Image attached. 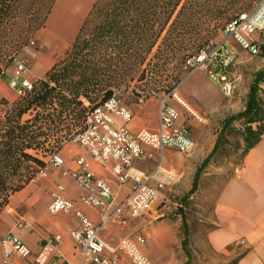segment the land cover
I'll return each mask as SVG.
<instances>
[{
    "label": "trees",
    "instance_id": "1",
    "mask_svg": "<svg viewBox=\"0 0 264 264\" xmlns=\"http://www.w3.org/2000/svg\"><path fill=\"white\" fill-rule=\"evenodd\" d=\"M54 1L0 0V78L44 26ZM235 3L96 0L63 58L24 97L10 104L0 100L6 107L0 118V211L9 195L22 189L44 166L40 152L56 153L82 127L86 113L110 98L114 89L145 80L158 69L160 61L181 59L191 52L187 58L201 50L207 41L203 31H215L235 12ZM180 81L176 79L166 93ZM161 88L163 85H154L151 91L131 93L137 102L140 97L156 95ZM25 115L28 117L24 119ZM237 122L241 123L239 128L234 127ZM230 132L239 136L233 149L239 161L264 134V69L254 73L243 110L222 122L218 138L197 167L191 189L181 202L195 192L202 171L212 159L227 156ZM180 216L186 236L185 218ZM186 245L185 238L182 251L187 260L183 264L190 263Z\"/></svg>",
    "mask_w": 264,
    "mask_h": 264
},
{
    "label": "crops",
    "instance_id": "2",
    "mask_svg": "<svg viewBox=\"0 0 264 264\" xmlns=\"http://www.w3.org/2000/svg\"><path fill=\"white\" fill-rule=\"evenodd\" d=\"M95 1H54L44 26L40 28L41 37L50 39L49 45L45 46L46 48L40 52L37 59L30 61L27 72L21 75L22 78L31 81L34 78H42L53 62L63 58L64 50H67L73 42L81 23ZM53 16H59V19L56 18L55 32L52 33L48 30V24ZM194 73L197 76L189 82ZM206 79V75L202 71L195 70L181 79L175 92L195 111L204 115L206 121L214 117L222 124L228 116L232 115V112H228V108H231L232 105H227L230 100L215 101L205 90ZM6 82L7 80L0 78V100L3 98L10 104L9 97L12 96L14 89L4 90L3 84ZM186 82H188L187 86ZM222 96L228 99L223 94ZM157 100L150 101V98L146 100L145 110L141 116L139 114L137 118L132 114V118L126 126L133 131L141 128L156 131L162 96ZM167 103L180 114L176 125H182L184 114L181 107L172 98H168ZM243 106L237 112L242 111ZM196 123L195 121L190 123L193 140V129ZM215 141L212 143V147ZM57 154L63 159L68 171L77 169L76 161L82 158L96 177L102 178L110 184L116 201L123 199L127 194L130 184L120 185L117 183L112 174L110 162L98 164L82 147L67 144L63 145ZM170 157L171 154L166 149L163 152V166L181 172L176 181L165 189L162 197L152 204L143 215L128 225L111 224L104 227L100 232L101 239L109 247L115 248L125 235L137 231L144 239L139 248L153 264H183L187 258L182 257L178 260L176 249L178 247L182 251V241L185 238L190 263L194 261L202 264H264V134L261 135L255 146L241 158L239 166H236L241 168L239 174H227L229 170L227 167L212 170L210 163L202 171L198 184H208L207 190L203 192V200H207L208 203L201 206L206 215L201 219H191L190 223L185 219L186 236H184V232L176 237L171 235L165 237L162 236V233L156 234L155 222L162 215L161 210L158 209L159 204L164 203L172 189H174L173 192H179V189H176L177 186L182 185L187 179L188 173L193 171L192 163L199 160L200 152L193 151L175 165ZM42 159L45 161L47 157ZM196 169L190 183H192ZM183 175L181 183L176 184ZM199 185L189 198L200 191ZM58 186L62 187L60 192L57 189ZM190 189L191 184L187 190ZM55 192L73 200L76 209L90 221L94 223L99 221L98 210L79 201L83 191L73 179L63 175L60 169L49 165L46 168L45 177L35 176L22 189L10 194L7 204L0 211V239L9 233L17 236L31 250V255L27 259L15 256L6 259L0 249V264H33L38 255H40L39 260L43 264H81L79 250L75 247L69 234L71 229L79 225V221L71 214L51 215L48 212L52 193ZM8 208L9 211H7ZM50 237L55 241L56 252L48 248L42 250L43 241ZM168 241L170 242L167 243ZM172 246L176 248L174 249L176 253L171 252ZM105 254L110 256L108 251ZM87 264L90 263L87 262ZM116 264L133 263L126 255L120 254Z\"/></svg>",
    "mask_w": 264,
    "mask_h": 264
},
{
    "label": "built area",
    "instance_id": "3",
    "mask_svg": "<svg viewBox=\"0 0 264 264\" xmlns=\"http://www.w3.org/2000/svg\"><path fill=\"white\" fill-rule=\"evenodd\" d=\"M262 32L264 0H255L249 10L237 14L224 25V36L219 43L204 47L187 57L182 68L186 74L195 70L202 71L226 98H231L237 85L235 71L240 50L249 57L258 56L261 43L255 35ZM11 70L10 73L6 72L7 83L14 89L17 97L22 98L33 87L30 80L21 76L28 70L27 62L17 59ZM175 88L162 95L156 131L145 128L130 130L126 125L132 118L131 111L113 94L86 113L82 127L71 138L94 162H110L112 174L118 184H130L123 199L116 201L110 184L96 177L82 158L76 161L77 169L68 171L63 159L57 153H51L46 156L44 166L38 168L35 176L42 177L46 176L49 165L60 169L63 175L71 177L83 191L79 201L98 210L99 221L94 223L76 209L73 200L59 193L61 186L57 187L59 192L52 193L48 212L51 215L71 214L79 221V225L71 229L69 234L79 250L81 264H116L120 254L126 255L133 264H153L139 248L144 242L139 232L125 235L115 248L109 247L101 239L100 232L111 224L126 226L143 215L162 197L165 189L176 181L177 172L163 166V152L166 149L180 153H189L194 149L190 123H205L206 117L178 96ZM168 98L174 99L183 110L184 120L180 126L176 125L180 114L167 103ZM143 101V97H140L137 103L140 105ZM240 171L239 167L234 169L236 174ZM9 210L8 208L7 211ZM56 247L51 237L43 241L42 250L48 248L56 252ZM0 249L6 259L13 256L27 259L31 255V250L22 240L10 233L0 239ZM106 251L110 256L105 254ZM39 257L40 255L33 264H43Z\"/></svg>",
    "mask_w": 264,
    "mask_h": 264
},
{
    "label": "rangeland",
    "instance_id": "4",
    "mask_svg": "<svg viewBox=\"0 0 264 264\" xmlns=\"http://www.w3.org/2000/svg\"><path fill=\"white\" fill-rule=\"evenodd\" d=\"M255 0H236L235 5L233 6V12L231 16L227 20H225L223 23L220 24V26L215 31H203V36L207 41L204 42L203 48L208 47L212 44L219 43L223 38V28L224 24L229 20L235 17L237 14L245 12L249 10ZM48 3V0H46ZM59 19V16L52 17V20L49 21L48 24V30L50 32H55V22H57V18ZM255 37L259 40L261 43V47L264 46V32L256 34ZM32 43L25 48L20 55L18 56V60H25L27 62V67L29 66L30 61L37 59L40 52L44 51L46 48V45H49L50 39L41 37V31L40 29L37 30L33 36H32ZM66 51V49L64 50ZM153 52H155V49H153ZM191 52L185 53L183 58L176 59V58H168L166 61H160L159 67L157 70L153 72L152 75H147L145 80L138 82L133 81L129 84V88L122 87L121 89H114V94L117 95V97L120 99V101L125 105L130 111L131 114L135 115L138 118V115L144 112L146 100L150 98V101H156L159 97L166 94V92L173 87L176 79H182L186 73L182 68V65L184 63V60L186 56H188ZM64 54V53H63ZM63 56V55H62ZM59 60L53 62V64L50 65V68L52 65H54ZM12 67V66H11ZM11 67L6 71L7 73H10ZM49 68V69H50ZM264 69V49L260 50V54L256 57H249L246 53L240 50V56L238 65L235 71V76L237 78V85L235 88V91L231 98L225 99L222 96V93L220 90L215 86L214 82L211 81L207 76L206 78V85H204L205 90L208 91L209 95L215 99V101H223V100H230L227 105L231 108H228V112L232 114L238 113L237 111L241 109L242 105H244L246 94L248 92V87L252 82L253 75L257 71ZM26 73V72H25ZM24 74V73H23ZM197 74L194 73L192 78L189 80L192 81L193 78H195ZM44 77V76H43ZM42 77V78H43ZM33 79L31 82L35 84V82L39 79ZM5 80H7V75L4 76ZM214 84H213V83ZM154 85H163V88L159 90L156 95H152L148 97L147 99H144L142 104H138L134 101V95L131 93V91H134V93H138L141 91H151V89L154 87ZM188 85V82L185 84ZM4 90L8 91L9 89L13 90L8 83L3 84ZM14 91V90H13ZM3 99V98H2ZM16 92L14 91L12 96L9 97L10 103H13L14 101L18 100ZM158 101V100H157ZM87 104V103H86ZM158 105V104H157ZM228 106V107H229ZM182 109V108H181ZM6 107L3 105H0V118L5 112ZM183 111V110H182ZM28 116L25 115L23 118H27ZM241 125L240 122L235 123V128H239ZM221 127V121L216 118L208 119L205 123H196L195 128L193 129V136L195 140V147L194 149L189 153H180L173 149H167V152L171 154L170 160L173 162V165H175L180 159H184L186 155L193 153V151H199L200 152V158L198 161L192 163L193 164V171L188 173V177L183 182L182 185L175 187L176 184L181 183L180 181L183 179L184 175L181 176L178 180V182L174 185L176 189H179V192H173L174 189H172V192H170L169 195H167L166 199L164 200V203H160L158 206V209L161 210V217L155 222V230L157 233H162V236H169L172 237L180 236L183 233V229L181 226V216L182 215L185 219L191 222V219H201L203 216L206 215L205 210L201 208L204 204L208 203L207 200H203V192L204 190H207L208 184H202L200 183L199 189L200 191L192 196V198L187 199L185 202H181V198L183 195L187 193V189L189 185L191 184V178L194 170L198 167L200 160L206 156V154L209 152L210 148L212 147V143L218 138L219 132ZM226 148H227V158L228 155L231 157L230 159L223 156V154H220L219 156L212 159L210 162V166H212L210 169H217L219 167H227L229 170L227 172L230 174H235L234 169L236 166H239V158L238 155L235 154L233 149L237 147L239 143V136L234 134L233 132L228 133L226 137ZM70 145V146H76L79 147L77 143L72 142L71 140L66 141L63 145ZM62 145V146H63ZM61 146V147H62ZM55 151V150H53ZM59 151L56 150L57 153ZM39 154L40 158L46 157L49 153V151L46 152H40ZM177 171V174L180 175L181 172ZM173 187V188H174ZM208 212V211H207ZM162 220V222H160ZM159 221V222H158ZM168 241L167 243H169ZM176 249L174 246L171 247V252L176 253L178 252V260L180 258L185 257L183 251H181L178 247L176 252L174 251ZM186 258V257H185ZM189 264H202V263H189Z\"/></svg>",
    "mask_w": 264,
    "mask_h": 264
},
{
    "label": "bare ground",
    "instance_id": "5",
    "mask_svg": "<svg viewBox=\"0 0 264 264\" xmlns=\"http://www.w3.org/2000/svg\"><path fill=\"white\" fill-rule=\"evenodd\" d=\"M56 49V48H55ZM51 59V58H50Z\"/></svg>",
    "mask_w": 264,
    "mask_h": 264
}]
</instances>
